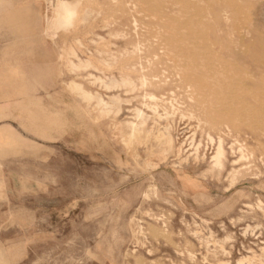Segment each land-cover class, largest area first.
Returning a JSON list of instances; mask_svg holds the SVG:
<instances>
[{"label":"rangeland","instance_id":"rangeland-1","mask_svg":"<svg viewBox=\"0 0 264 264\" xmlns=\"http://www.w3.org/2000/svg\"><path fill=\"white\" fill-rule=\"evenodd\" d=\"M66 1L0 0V264H264V0Z\"/></svg>","mask_w":264,"mask_h":264},{"label":"bare ground","instance_id":"bare-ground-1","mask_svg":"<svg viewBox=\"0 0 264 264\" xmlns=\"http://www.w3.org/2000/svg\"><path fill=\"white\" fill-rule=\"evenodd\" d=\"M47 9L49 10L50 14L46 16V27L45 31L50 34L51 38H54L59 32L65 30L68 27H71L75 21L76 17V8L73 6L70 2L66 0H55L53 2H50V0H47ZM207 41V40H206ZM197 44V43H196ZM172 48V47H171ZM71 54H75V50L70 48ZM207 55V54H206ZM209 57V56H208ZM215 61V60H214ZM68 63V62H67ZM69 64V63H68ZM100 65V64H99ZM227 65V64H226ZM93 67L91 66V63L86 61L83 64V67ZM101 66V65H100ZM210 66V65H209ZM218 67V66H217ZM80 68V67H79ZM105 69V68H104ZM204 69V68H203ZM77 70V69H76ZM208 70V69H207ZM95 81V80H94ZM98 81V80H96ZM214 82V81H213ZM100 84V83H99ZM198 84V83H197ZM196 84V85H197ZM75 85V84H73ZM105 85H132L131 80L128 77H122L120 81L111 79L109 81V84ZM195 85V86H196ZM72 88V87H71ZM71 90V89H70ZM80 92V91H79ZM73 93V92H72ZM150 95V94H149ZM148 96V95H147ZM149 97V96H148ZM101 98V97H99ZM98 98V99H99ZM150 98V97H149ZM153 98V96H152ZM151 98V100H152ZM156 98V97H154ZM153 98V99H154ZM98 101V100H97ZM100 104H102V101H99ZM109 104L108 102H106ZM99 104L97 103V106ZM106 105V104H105ZM110 105V104H109ZM100 107V106H99ZM98 107V108H99ZM103 107V106H102ZM108 108V107H107ZM104 108H101V110ZM100 110V111H101ZM107 110V109H106ZM247 110V109H246ZM102 112V111H101ZM106 112V111H105ZM115 112V111H114ZM155 112V111H154ZM251 113V112H250ZM254 113V112H253ZM257 115V114H255ZM259 115V114H258ZM136 117L140 120L138 124L131 123V127L133 131L138 130L137 126L142 127L144 125V121L146 119V116L142 113L137 111L136 112ZM220 125V124H219ZM214 126V125H213ZM123 132V131H122ZM251 150V149H250ZM240 152V151H238ZM224 150L222 147V141L221 139L218 140L215 148L214 155L212 157V166L213 168H220L223 163L224 159ZM243 154V153H241ZM242 156V155H241ZM143 196V195H142ZM258 208V207H257ZM160 220V219H159ZM264 250V249H263ZM206 256V255H205Z\"/></svg>","mask_w":264,"mask_h":264}]
</instances>
